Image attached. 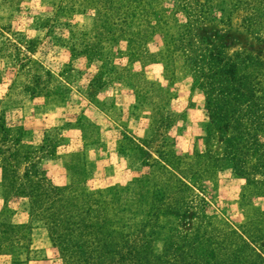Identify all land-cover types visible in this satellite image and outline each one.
Masks as SVG:
<instances>
[{
  "label": "rangeland",
  "instance_id": "rangeland-1",
  "mask_svg": "<svg viewBox=\"0 0 264 264\" xmlns=\"http://www.w3.org/2000/svg\"><path fill=\"white\" fill-rule=\"evenodd\" d=\"M134 1L138 14L126 29L140 45L139 60L125 55L121 23L105 18L117 0H0V264H60L46 210L31 215L29 195L39 191L40 178L120 191L146 175L150 186L139 197L153 200L162 181L169 188L153 163L169 165L190 190L179 217L161 216L163 228L184 233L199 225L201 244L215 248L219 264L229 262V225H244L247 205L264 210L257 191L239 204L243 180L229 164L213 160L223 154L229 131H207L205 93L184 57L168 59L166 69L159 59L162 37L185 21L183 0H154L159 15L144 4L148 0ZM187 1L199 15L192 30L198 46L218 45L224 56L260 47L264 56V46L238 27L241 10L229 27V0ZM254 176L264 179V173ZM131 187V194L139 191ZM167 188L164 201L172 195ZM134 217L143 220L141 212ZM254 221L253 244L264 252V214ZM161 247L154 243L155 251Z\"/></svg>",
  "mask_w": 264,
  "mask_h": 264
},
{
  "label": "trees",
  "instance_id": "trees-1",
  "mask_svg": "<svg viewBox=\"0 0 264 264\" xmlns=\"http://www.w3.org/2000/svg\"><path fill=\"white\" fill-rule=\"evenodd\" d=\"M117 2L107 9L105 18L112 17L121 23L123 29L119 32L126 36L123 39L125 55L136 56L139 60L140 45L128 36L131 28L126 29V23L130 25L129 21L138 14L132 6L135 1ZM153 2L148 0L144 4L150 11L156 10L153 14L163 13ZM190 6L183 0L180 8L185 10V21L179 24L177 31L162 37V48L157 51L159 59L166 69L168 59L178 55L184 57L187 70L205 93L207 131H229V135L224 136L223 154L213 160L229 164L233 174L243 180L239 204L249 193L259 192L257 194L264 197V179L254 176L264 173V141L261 139L264 135L263 52L260 47L251 51L239 48L224 56L218 45L198 46L192 30L195 23L199 24V15ZM92 9L96 11L92 23L98 28L100 16L94 5ZM237 9L242 11L238 27L264 46V0H229V27L233 25L230 17ZM157 19L151 27H155ZM168 158L177 162L173 154ZM152 167L167 176L169 187L162 181V185H158L157 198L153 200L139 197L140 190L150 186L146 175L127 181L120 191L113 188L86 191L79 184L52 185L39 179V191L29 195L31 215L35 218L46 210V227L57 248L60 264H219L214 260L215 248L201 244L204 237L199 235V225L184 233L175 228H163L161 216L179 217L188 204L190 189L169 165L164 167L154 161ZM183 170L179 172H185ZM131 185L139 191L131 194ZM166 188L172 195L164 201L165 195L161 192ZM44 204L47 206L41 209ZM247 210L249 218L244 225H229L228 264H247L251 258L264 262V252L254 246L256 239L251 230L256 215H263L264 210L252 204L247 205ZM140 212L143 220L136 223L134 216ZM156 241L162 242L159 252L154 249ZM260 245L264 247V237ZM221 249L223 253L227 251L224 247Z\"/></svg>",
  "mask_w": 264,
  "mask_h": 264
}]
</instances>
